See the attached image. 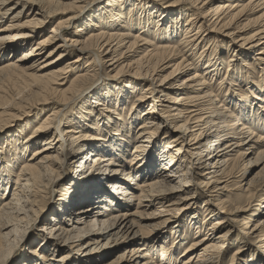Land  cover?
<instances>
[{"label": "bare ground", "instance_id": "obj_1", "mask_svg": "<svg viewBox=\"0 0 264 264\" xmlns=\"http://www.w3.org/2000/svg\"><path fill=\"white\" fill-rule=\"evenodd\" d=\"M0 74V264H264V0H0Z\"/></svg>", "mask_w": 264, "mask_h": 264}, {"label": "rangeland", "instance_id": "obj_2", "mask_svg": "<svg viewBox=\"0 0 264 264\" xmlns=\"http://www.w3.org/2000/svg\"><path fill=\"white\" fill-rule=\"evenodd\" d=\"M88 9V8H87ZM86 9V10H87ZM85 10V11H86ZM88 10H92V9H88ZM52 24H49L48 26H51ZM13 77L11 76H6V75H3V74H0V100L4 101V100H8V101H11L12 99H15V98H19V97H25L27 95L26 91L25 90H21L20 86H18V82L15 81V83L17 82V84L15 85L14 84V78L11 79ZM79 105V104H78ZM45 109V108H43ZM42 108H39V109H36L34 112V114L38 113V111H41L43 110ZM33 114V115H34ZM71 164H69L68 166H70ZM70 168V167H69ZM63 178H65L67 180L65 186L69 185L72 177L70 176V173L69 171H66L64 173V176ZM68 187V186H67ZM54 203L50 205L49 208H52L53 206L57 205L59 199H60V195L58 194H55L54 195ZM249 214L250 213H247V214H241L240 216L241 217H238L236 220H237V228L240 229L242 227V222L243 224H246L247 223V218H250L249 217ZM252 220L255 219V217H251ZM148 221H152L153 220V217H149L147 218ZM173 223V222H172ZM34 237L35 235H30L28 238L25 239L23 245H26L27 243L29 242H32L34 240ZM243 245V249H241V253L243 254L244 250H247V249H251L254 247V243L253 242H247L245 240H243L242 242ZM25 247H21L19 248L16 252H15V256L13 257V259L11 260L10 264H15L17 260H19L21 258V254L23 252ZM237 246L235 245L234 249L232 250L230 256H228V259L227 261L225 262V264H239V261L240 260V257L239 255L241 254H237V250H236ZM245 254V253H244Z\"/></svg>", "mask_w": 264, "mask_h": 264}]
</instances>
